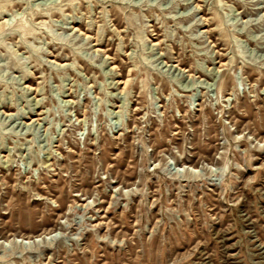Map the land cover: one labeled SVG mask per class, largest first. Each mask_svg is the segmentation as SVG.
<instances>
[{"label":"rangeland","instance_id":"1","mask_svg":"<svg viewBox=\"0 0 264 264\" xmlns=\"http://www.w3.org/2000/svg\"><path fill=\"white\" fill-rule=\"evenodd\" d=\"M0 241L264 264V0H0Z\"/></svg>","mask_w":264,"mask_h":264},{"label":"bare ground","instance_id":"2","mask_svg":"<svg viewBox=\"0 0 264 264\" xmlns=\"http://www.w3.org/2000/svg\"><path fill=\"white\" fill-rule=\"evenodd\" d=\"M45 236L47 237V239L49 238L50 240H52L55 237L53 235V233L50 234V235H45ZM43 240H45V238H43ZM36 241H38V240H36ZM36 241H34V242H36ZM17 242H21L23 244H26L27 243L26 245H28V243H30V241H28L26 239H17ZM0 244H2L3 246H7L8 242H6V241H4V242L0 241Z\"/></svg>","mask_w":264,"mask_h":264}]
</instances>
